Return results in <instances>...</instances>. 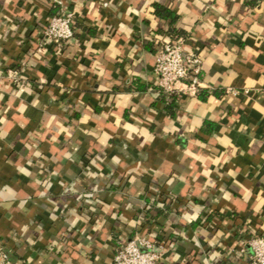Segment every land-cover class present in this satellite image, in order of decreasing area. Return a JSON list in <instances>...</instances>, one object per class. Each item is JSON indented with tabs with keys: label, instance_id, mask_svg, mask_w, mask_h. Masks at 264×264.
I'll return each mask as SVG.
<instances>
[{
	"label": "crops",
	"instance_id": "0c3cea01",
	"mask_svg": "<svg viewBox=\"0 0 264 264\" xmlns=\"http://www.w3.org/2000/svg\"><path fill=\"white\" fill-rule=\"evenodd\" d=\"M53 0H0V244L15 264H249L264 224V2L61 0L73 39L38 51ZM200 89L152 75L171 26ZM22 69V83L7 78ZM203 93L205 97H200ZM172 109H168L170 107Z\"/></svg>",
	"mask_w": 264,
	"mask_h": 264
},
{
	"label": "built area",
	"instance_id": "2783aa9c",
	"mask_svg": "<svg viewBox=\"0 0 264 264\" xmlns=\"http://www.w3.org/2000/svg\"><path fill=\"white\" fill-rule=\"evenodd\" d=\"M57 13L43 27L38 51L57 49L73 39L75 17L65 10L61 0H53ZM201 58L194 53H185L181 37H167L154 47L152 75L158 92L169 101L184 95L199 93ZM6 76L13 83H22V69L8 70ZM259 234L253 235L248 244L249 264H264V224ZM161 247L149 238L136 234L120 243L114 252L112 264H158ZM0 264H15L4 246L0 244Z\"/></svg>",
	"mask_w": 264,
	"mask_h": 264
},
{
	"label": "trees",
	"instance_id": "16d2710c",
	"mask_svg": "<svg viewBox=\"0 0 264 264\" xmlns=\"http://www.w3.org/2000/svg\"><path fill=\"white\" fill-rule=\"evenodd\" d=\"M255 3L264 2V0H253ZM154 15L157 16L160 19L166 20L169 22V25L171 26L170 30H168L167 35L172 38H184L185 33L182 31H177L173 28V24L175 23V19L171 16V12L166 7H161L158 5L154 6ZM200 97H205L203 93L199 94ZM170 106V105H169ZM168 109H172L171 106L168 107Z\"/></svg>",
	"mask_w": 264,
	"mask_h": 264
}]
</instances>
